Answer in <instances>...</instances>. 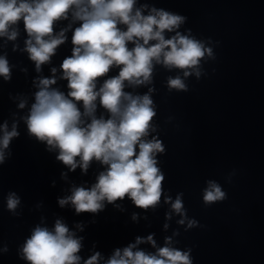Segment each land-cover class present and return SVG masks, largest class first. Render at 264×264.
Masks as SVG:
<instances>
[{
  "label": "water",
  "instance_id": "1",
  "mask_svg": "<svg viewBox=\"0 0 264 264\" xmlns=\"http://www.w3.org/2000/svg\"><path fill=\"white\" fill-rule=\"evenodd\" d=\"M143 5L148 6L144 14L162 7L184 15L177 30L203 40L214 53L202 58L200 76L193 72L183 77L187 90L169 87V78L183 76V70L163 64H155L149 82L125 81L124 91L134 95L152 89L156 115L150 123L155 129L148 139L155 136L164 144V151L156 154L164 173L163 191L148 208L135 205L127 195L103 201L95 213H77L70 202L61 207L59 198L71 195L73 187H91L107 166L93 159L86 172L79 165L69 170L56 158L59 149L49 150L46 141L28 131L24 118L35 102L37 77L52 76L56 67L57 80L50 87L69 91L67 79L59 78L60 64L72 55V29L81 21L73 22L69 13L68 19L54 22V33L69 23L72 28L39 72L25 50L28 34L22 20L14 40L0 37V55L10 66L9 79L0 75V124L7 122L8 130L15 124L19 133L3 149L0 163V264H31L20 255L25 240L36 225L52 228L57 219L82 237L80 264L97 251L104 264L116 248L149 234L156 247L171 237V246L190 248L193 264H264V0H137L136 7ZM120 67L113 65L97 77V89ZM95 114L109 116L99 97ZM209 181L222 186L224 200H203ZM10 193L20 198L15 209L7 207ZM178 194L184 217L171 207ZM189 220L197 223L189 227ZM137 247L156 251L149 242Z\"/></svg>",
  "mask_w": 264,
  "mask_h": 264
},
{
  "label": "clouds",
  "instance_id": "2",
  "mask_svg": "<svg viewBox=\"0 0 264 264\" xmlns=\"http://www.w3.org/2000/svg\"><path fill=\"white\" fill-rule=\"evenodd\" d=\"M137 0H0V37L14 40L19 34V22L28 36L25 50L35 61L37 72L50 61L58 45L67 40L66 28L53 32V24L60 19L81 23L72 29V55L60 64L59 78L67 79V94L56 83L57 68L50 77H37L35 102L24 118L28 131L51 146L59 149L56 158L74 170L78 165L87 171L93 159L107 167L101 171L91 187H73L69 196L59 198L61 207L71 203L76 212H97L109 202L127 195L135 205L148 208L161 197L164 173L157 164V153L164 144L153 136L155 125L150 123L156 115L152 89L143 95L124 91L126 84L140 85L152 80L155 64L183 70V76L170 77V88L187 90L183 77L193 72L200 76V64L205 56L212 57L213 49L203 40L179 29L186 17L182 14L147 5L136 7ZM118 25H126L121 28ZM167 30L173 35L166 36ZM190 31V30H189ZM153 41V43H150ZM131 43V47H129ZM122 66L114 76L104 79L97 89L96 78L108 73L110 67ZM0 75L7 80L10 66L0 55ZM109 116L97 117V98ZM82 101V105L78 102ZM22 101L19 107L23 108ZM81 107L83 111H81ZM0 163L3 149L18 136L16 125L8 130L7 122L0 124ZM79 156V160L76 157ZM178 194L171 207L184 217L185 209ZM226 192L216 181H209L204 189L206 203L222 201ZM166 201L171 197H165ZM20 198L15 193L7 197V207L15 209ZM135 219V214L133 215ZM179 223H184L182 218ZM197 221L189 220L188 226ZM168 225L166 224L165 227ZM82 237L61 219L52 228L36 225L27 237L20 255L31 264H80L78 255ZM162 247H156L153 234L136 237L124 248H116L104 264H193L191 249L171 246V237L165 238ZM149 242L155 252L137 247ZM4 251H7L5 245ZM100 252H94L83 264H100Z\"/></svg>",
  "mask_w": 264,
  "mask_h": 264
}]
</instances>
